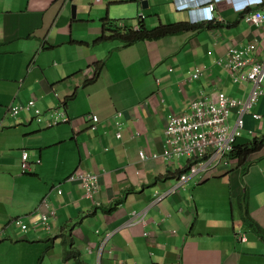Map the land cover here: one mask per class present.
Returning <instances> with one entry per match:
<instances>
[{
  "label": "crops",
  "instance_id": "crops-1",
  "mask_svg": "<svg viewBox=\"0 0 264 264\" xmlns=\"http://www.w3.org/2000/svg\"><path fill=\"white\" fill-rule=\"evenodd\" d=\"M216 7L218 24L137 41L126 52L114 39L99 40L103 19L138 13L142 20L128 26L147 28V16L190 22L201 12L177 10L172 0L146 7L140 0H0V264H264V241L243 220L240 202L245 195L264 229V144L244 173L225 157L183 182L189 158L163 157L166 120L192 98L214 90L247 97L251 84L233 82L218 58L253 45L249 57L264 61V22H246L225 2ZM195 67L201 75L188 80ZM261 90L251 107L260 117L244 116L237 144L264 128V81ZM31 96L39 120L32 111L7 113ZM54 108L69 122L49 126ZM87 112L98 116L95 124ZM22 150L31 172L21 171ZM75 170L98 174L97 201L66 181ZM44 196L57 204L49 230L38 217ZM139 215L144 224L134 223ZM18 217L26 230L10 224ZM68 249L76 258H65Z\"/></svg>",
  "mask_w": 264,
  "mask_h": 264
},
{
  "label": "built area",
  "instance_id": "built-area-1",
  "mask_svg": "<svg viewBox=\"0 0 264 264\" xmlns=\"http://www.w3.org/2000/svg\"><path fill=\"white\" fill-rule=\"evenodd\" d=\"M239 1V2H237ZM177 10L200 11L199 15H194L190 22H221L223 16L217 11V5L225 2L235 12H242L243 19L253 25L259 26L264 22V0H172ZM255 6L254 8H252ZM252 8V9H251ZM142 20L143 15L138 17ZM123 26V20L117 22ZM136 24L134 28H138ZM253 45L240 49L230 47L225 57L218 58L217 63L222 65L231 76L235 83H250L251 88L247 97L242 99L232 97L223 91L214 90L207 94L201 92L199 96L190 100L185 111L181 113H171L163 130L165 149L163 157L165 159L179 158L186 156L192 163L187 166V170L179 174V181H185L189 176L199 170L207 171L215 167L225 157L228 152L237 145L238 138L243 134L245 125L244 116L250 115L252 118H259L260 115L251 111V107L262 93L261 83L264 81V61L253 60L249 57L248 51ZM202 69L195 67L188 75V80L199 78ZM158 81V79H156ZM32 111L34 117L39 120L41 110L36 106V97L31 96L24 103L12 104L7 108L9 115H17L20 111ZM233 112V119H230V113ZM117 115L122 112L118 111ZM85 120H91L94 124L98 121V116L93 112H87L83 115ZM61 122H69V117L61 108H54L52 119L48 125H55ZM92 127H95V125ZM121 133L116 132L119 138ZM250 139L255 136L253 131L249 130ZM140 157H145L143 150L138 152ZM20 168L22 172H31L32 167L28 161V152L22 150ZM66 181L78 183L85 197L92 201H97L99 192L98 174L75 170L70 173ZM56 192H62L61 187L57 186ZM39 221L49 230L50 219L56 217L57 204L44 196L38 207ZM137 216L132 212V217ZM145 223L142 215L134 221ZM10 224L19 225L21 230H26L27 224L23 218L13 219ZM237 237L244 240V234L238 232Z\"/></svg>",
  "mask_w": 264,
  "mask_h": 264
},
{
  "label": "trees",
  "instance_id": "trees-1",
  "mask_svg": "<svg viewBox=\"0 0 264 264\" xmlns=\"http://www.w3.org/2000/svg\"><path fill=\"white\" fill-rule=\"evenodd\" d=\"M118 20L103 19V28L100 41L116 39L121 42L123 46H128L137 41L142 40H156L165 36L175 35L181 32L198 30L202 27V22H189V21H176L172 23H159L154 28H145L141 23L138 28L132 26H123L117 24ZM208 27L218 24V22L208 21ZM94 72V76L97 75L98 70ZM264 144V132L260 135H255L250 140L245 143L235 145L227 154V157L234 159L237 166L241 168L242 173H244L249 166V156L252 152L259 150ZM241 202V213L243 220L248 225L251 231L255 232L264 241V229L253 220L247 209V198L245 195L242 196ZM76 253L73 250L65 251V258L72 257L76 258Z\"/></svg>",
  "mask_w": 264,
  "mask_h": 264
},
{
  "label": "rangeland",
  "instance_id": "rangeland-1",
  "mask_svg": "<svg viewBox=\"0 0 264 264\" xmlns=\"http://www.w3.org/2000/svg\"><path fill=\"white\" fill-rule=\"evenodd\" d=\"M139 14L138 13H136V14H134L133 16H130V17H126V18H121V17H119V20H123L124 21V23L126 24V26H128L129 24L130 25H132L133 24V21H138V19H137V16H138ZM161 17V20L159 19V17L157 16V15H151V16H147V21H148V24H147V28L148 29H151V28H154L156 25H158L159 23H163V24H166V23H172L173 21H171V20H166V18H165V16H160ZM118 20V21H119ZM172 36H174V35H172ZM111 43H112V41H110ZM113 42L114 43H116L118 46H117V49L119 48V50L120 49H123L124 48V50H126V52H128L129 50H131V49H127V48H129L128 46H123L118 40H113ZM131 48V47H130ZM117 49H115V50H113V58H115V57H117V56H119L120 54H119V50H117ZM111 50V49H110ZM119 54V55H118ZM122 56V55H121ZM171 64V62H170V60H167L165 63H164V66L165 67H167L168 65H170ZM233 112H231L230 113V119L232 120L233 119ZM257 132L259 133V134H262L263 132H264V128H257Z\"/></svg>",
  "mask_w": 264,
  "mask_h": 264
},
{
  "label": "water",
  "instance_id": "water-1",
  "mask_svg": "<svg viewBox=\"0 0 264 264\" xmlns=\"http://www.w3.org/2000/svg\"><path fill=\"white\" fill-rule=\"evenodd\" d=\"M143 7L147 6V0H140ZM72 17L75 16V5H71Z\"/></svg>",
  "mask_w": 264,
  "mask_h": 264
},
{
  "label": "clouds",
  "instance_id": "clouds-1",
  "mask_svg": "<svg viewBox=\"0 0 264 264\" xmlns=\"http://www.w3.org/2000/svg\"><path fill=\"white\" fill-rule=\"evenodd\" d=\"M248 3H250L249 0H248Z\"/></svg>",
  "mask_w": 264,
  "mask_h": 264
}]
</instances>
